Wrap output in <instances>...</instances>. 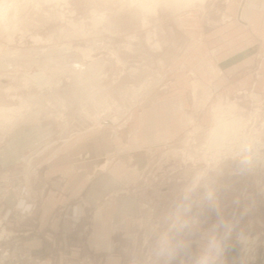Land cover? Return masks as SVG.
I'll return each instance as SVG.
<instances>
[{"label":"rangeland","instance_id":"obj_1","mask_svg":"<svg viewBox=\"0 0 264 264\" xmlns=\"http://www.w3.org/2000/svg\"><path fill=\"white\" fill-rule=\"evenodd\" d=\"M251 1L0 0V107L22 116L0 114V194L32 205L0 213L8 264H194L213 230L215 264H264V0ZM143 110L161 126L141 145ZM55 160L105 189H67L44 172ZM194 184L188 247L166 262L157 238Z\"/></svg>","mask_w":264,"mask_h":264},{"label":"clouds","instance_id":"obj_2","mask_svg":"<svg viewBox=\"0 0 264 264\" xmlns=\"http://www.w3.org/2000/svg\"><path fill=\"white\" fill-rule=\"evenodd\" d=\"M195 188L186 190L183 201L178 203L175 211L168 217L167 227L162 230L156 241L155 253L157 257L164 259L166 262L171 261L179 251L188 247L187 243L181 238L184 233L191 231L192 219L188 213L191 210L189 201L190 193ZM204 199L209 203H214L215 196L212 191H208ZM17 207L22 212L31 211L32 205L25 197L18 200ZM217 227L230 228V225L221 221ZM221 252V242L215 234V230L210 233L206 239L204 246L199 254L194 258V264H215Z\"/></svg>","mask_w":264,"mask_h":264},{"label":"crops","instance_id":"obj_3","mask_svg":"<svg viewBox=\"0 0 264 264\" xmlns=\"http://www.w3.org/2000/svg\"><path fill=\"white\" fill-rule=\"evenodd\" d=\"M254 2H255V0H252L251 1V6H252L251 8H253V9L255 7V3ZM241 4H242V1H241ZM244 4H245V0H244V3H243V6H244ZM243 6H242L241 9L239 8V10L237 12V16H239V18H240V16H243ZM241 12H242V15H241ZM156 118H157V116H154V112L152 110L149 113L143 110V111H141L137 115V118L136 119L139 121V130L137 131V133H139L141 131V134H142L141 137L138 134L139 137L137 136V141L141 145L148 143V142H144L143 140H145L147 138V136H148L147 135V131L145 130V128L149 131L148 126L150 125L151 120H152V123L155 122L154 123L155 124L154 125L155 129H158L161 126L160 125V122L157 121ZM174 122H176L175 121V117L174 118H171L169 125L172 126L174 124ZM173 137H175V136H172L170 138H173ZM170 138H168V139H170ZM87 149H89L90 151L92 150L91 149V146H88ZM2 161H3V158L0 159V164L3 163ZM65 163L66 162L65 161H62V160H55V161H53V164L50 165V166H48L47 169L44 172L46 174L48 173L49 174V177H53V175H58V174L61 173V176L63 177V179H65L64 181L66 182L65 183L66 184L65 187L67 189H70V190H74L75 188H76V190L79 189V188H81V189L82 188L87 189L92 184H96V185L99 186L97 188V190L99 192H101L102 189H105V188H103L105 182L103 183L101 181V179L95 178L92 182H89L90 180H85V178L83 177V173L76 172L75 170H72V172H71L70 166H67ZM114 167H116V165ZM73 174H74V176H73ZM70 177H72V179ZM113 177H114V179L117 178L116 176H113ZM115 181H117V180H115ZM110 182H112V181H110ZM59 184H61V187H63L62 186V182L59 183ZM98 191H94V192L97 193ZM22 197H25V195L22 192H20V193L18 192L13 197H11V198L8 197L9 200H7V197H6V194L5 193L4 194H0V213L2 214V213H9V212L11 213V212H13V214H18V215H21L22 214L23 215L22 211L17 207V205L16 206H13V207L10 205L11 204V201H13L14 199H15L14 201H16V203H18V200L20 198H22ZM46 203H47V201H46ZM50 204H51L50 202L47 203V207H45V210L43 211L44 214H48L50 212V210L52 208ZM25 224H27V223H25ZM25 224L22 225L21 220H20L19 225L17 224V227L14 226L13 228L15 230L22 231V230H27V229L28 230H32L34 228V226H35V224H30V225H25ZM32 237L34 238V236H32V235L31 236H28V237H24V235L21 234V236L19 237V239L20 240H23V238H24L25 240H28V239H31ZM17 240H18V238H17ZM20 240L15 241V243H14L15 244L14 245V250H15V248L18 249V247H19V245L21 243Z\"/></svg>","mask_w":264,"mask_h":264},{"label":"bare ground","instance_id":"obj_4","mask_svg":"<svg viewBox=\"0 0 264 264\" xmlns=\"http://www.w3.org/2000/svg\"><path fill=\"white\" fill-rule=\"evenodd\" d=\"M13 0H10V2H12ZM159 1H161V0H159ZM167 1H169L170 3H173V4H181V3H187V2H190V1H193V0H167ZM13 3V2H12ZM11 5V4H10ZM8 5L5 3V2H2V3H0V16H3V15H5L7 12H9L8 11ZM8 14V13H7ZM12 14V13H11ZM61 15V14H60ZM11 19V18H10ZM6 20V19H5ZM39 39V38H38ZM94 65V64H93ZM93 66H92V64H89L88 66H86V68H88V69H91ZM97 68V67H96ZM101 68V67H100ZM82 69V68H81ZM84 69V68H83ZM88 69H86V71L88 70ZM79 71V70H78ZM80 72V71H79ZM89 72V71H88ZM100 71H98V73H99ZM78 73V72H77ZM78 74H80V73H78ZM25 75V74H24ZM43 73H34V74H32L30 77H32L30 80H32V79H34L36 82H38V81H40V80H42V79H44L43 78ZM99 76V75H98ZM102 78V77H101ZM99 79V78H98ZM29 80V79H28ZM94 80V79H93ZM36 82H35V84H36ZM37 84H39V83H37ZM36 84V85H37ZM40 85V84H39ZM99 87V86H98ZM99 89V88H98ZM97 89V90H98ZM100 90H102L103 91V89H100ZM100 90H99V92H100ZM102 91H101V93H102ZM88 92H89V90H88ZM94 93V92H93ZM95 93H97V91L95 92ZM94 93V94H95ZM99 94V93H98ZM130 94V93H129ZM90 97V96H89ZM94 97H97V96H94ZM92 98V97H91ZM100 99L102 98V96L101 97H99ZM100 99H99V101H100ZM98 100V99H97ZM94 102V101H93ZM101 102V101H100ZM25 103V105L27 104V102H25V101H23L22 102V106H23V104ZM31 104V103H30ZM96 103H94V105H95ZM98 104V103H97ZM21 105L20 106H17V107H0V114L2 115V118L3 119H5L6 120V122H8V123H14L15 122V120L17 119V116H21V114H18L20 111H21ZM104 110V109H103ZM118 112V111H117ZM18 115H17V114ZM15 115H17V116H15ZM99 113H97V112H95L94 114H93V118H94V121H96V123H98L100 126H103V124H102V121L101 122H99V121H97L98 120V118H99ZM22 117V116H21ZM112 121V120H111ZM104 123V122H103Z\"/></svg>","mask_w":264,"mask_h":264},{"label":"built area","instance_id":"obj_5","mask_svg":"<svg viewBox=\"0 0 264 264\" xmlns=\"http://www.w3.org/2000/svg\"><path fill=\"white\" fill-rule=\"evenodd\" d=\"M4 234V230H1V235ZM3 238H0V264H8V261L10 260V250L7 246H2V241L4 240V238H6L5 236H0ZM15 264H18L17 262Z\"/></svg>","mask_w":264,"mask_h":264}]
</instances>
